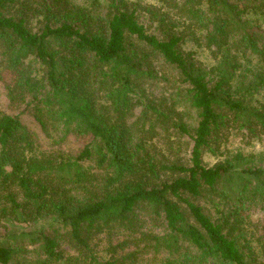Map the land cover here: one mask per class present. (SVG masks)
Returning a JSON list of instances; mask_svg holds the SVG:
<instances>
[{
  "label": "trees",
  "instance_id": "16d2710c",
  "mask_svg": "<svg viewBox=\"0 0 264 264\" xmlns=\"http://www.w3.org/2000/svg\"><path fill=\"white\" fill-rule=\"evenodd\" d=\"M154 1L0 0V264H264V0Z\"/></svg>",
  "mask_w": 264,
  "mask_h": 264
},
{
  "label": "rangeland",
  "instance_id": "374dc122",
  "mask_svg": "<svg viewBox=\"0 0 264 264\" xmlns=\"http://www.w3.org/2000/svg\"><path fill=\"white\" fill-rule=\"evenodd\" d=\"M143 1H145L147 3H155L154 0H143ZM200 57H201V59L203 61H205V62L208 61V56H207L206 53L203 54V55H201ZM0 104L2 105L3 108H6V101H5V99L3 97V94H2V87H1V85H0ZM25 122H26V125L29 126V127H31V129L33 131L37 132L36 127L34 126V124H32V122H31L30 119L25 118ZM236 149H241L245 153H247V152L258 153V152L264 151V146L257 145L254 148H251V147L244 148L242 145L241 146L240 145H237V144L232 145V150H236ZM214 161H215V159L213 157H211V156H206L205 157V163H207L208 165H212L214 163Z\"/></svg>",
  "mask_w": 264,
  "mask_h": 264
}]
</instances>
